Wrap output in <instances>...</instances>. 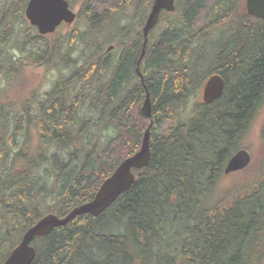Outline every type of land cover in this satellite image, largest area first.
I'll list each match as a JSON object with an SVG mask.
<instances>
[{
    "label": "trees",
    "instance_id": "16d2710c",
    "mask_svg": "<svg viewBox=\"0 0 264 264\" xmlns=\"http://www.w3.org/2000/svg\"><path fill=\"white\" fill-rule=\"evenodd\" d=\"M133 1L141 2L97 0L93 9L104 14ZM28 2L12 0V14L1 16L0 82L12 68L15 73L42 68L53 58L71 72L39 108L25 107L9 139L17 149L24 133L35 130L41 144L54 151L50 157H25L30 167L20 172L0 169V264L43 216L64 218L92 201L103 182L140 150L149 127L141 112L147 92L152 106L148 166L133 171L134 184L99 217L77 216L35 239L32 264H264L263 174L215 198L226 164L244 148L242 141L264 106V21L245 12L244 0H176L165 28L149 39L140 64L142 83L136 71L140 32L137 44L120 47L117 58L101 56L80 67L71 58L79 34L64 53V40L42 47L38 40L44 38L27 29L19 49L36 51L14 61L5 49ZM99 12L89 15L93 25L103 16ZM214 74L225 81L222 97L199 104L186 117V102ZM85 106L93 116L76 124ZM73 145L76 150L68 153ZM10 156L5 150L1 160L15 164L23 154ZM45 164L50 169L39 172ZM47 201L51 207L45 214L40 206ZM165 251L171 260L161 257Z\"/></svg>",
    "mask_w": 264,
    "mask_h": 264
},
{
    "label": "rangeland",
    "instance_id": "374dc122",
    "mask_svg": "<svg viewBox=\"0 0 264 264\" xmlns=\"http://www.w3.org/2000/svg\"><path fill=\"white\" fill-rule=\"evenodd\" d=\"M71 1V0H70ZM12 0H0V19L4 13L12 14L10 10ZM78 12V6L75 8ZM129 15V14H128ZM6 21L10 20L9 15L5 17ZM24 19V21H23ZM23 19L18 20L14 25V36L10 43V46L5 49L7 53L14 61H22L29 56L30 53L35 52L36 48L30 46H25L24 51H20V47L23 43V36L27 29H32L30 35L34 38L40 37L37 29L33 28L27 21L25 14ZM26 22V23H25ZM166 24L164 20L160 23V32L165 28ZM86 24L83 20L78 18L73 26H66L60 28L59 31L54 35H49L43 37L44 39L38 40L39 44L43 47L44 45L56 44V41L71 38L77 31L81 37H85L90 34L85 30ZM41 38V37H40ZM102 43H96L95 45L89 44V42H83L76 45L75 50L71 54V58L76 61V65L84 67L86 64H90L95 61H99L101 56L105 54L106 47H99ZM63 52L66 53L68 44L64 42ZM120 48V47H119ZM104 53V54H103ZM111 55H108L109 59H115L120 53L119 50L111 51ZM63 65V64H62ZM62 65H59L57 58H53L50 65L42 68H23L19 72L15 73L16 68L10 69V74H4L0 82V169L6 168L10 174L14 172H20L22 168L30 167V163L25 157L31 158L32 155H50L53 153V149L43 146L36 134L35 130L31 132H25L24 135L19 139V147L15 149L10 145L9 139L12 132L15 129L16 123L20 118L23 117V111L26 106H30L34 109L39 108L47 97V94L51 92L55 83L62 77V75H69L71 70H65ZM77 89V87H76ZM74 93V91H72ZM203 102L202 100V90L194 95L190 100H188L184 106V114L186 117H191L195 114L198 109V105ZM93 114L90 111H86V106L81 109L79 117L76 124L82 119H90ZM20 119V120H19ZM264 125V106L259 111L257 117L255 118L252 126L250 127L245 139L242 141V145L246 150H248L252 155V161L247 170L238 173L225 176L219 183L216 197L222 194L244 188L247 184H251L260 179V175L264 176V141L262 139V131ZM97 139L101 137L96 135ZM87 143V142H86ZM28 145V146H27ZM76 145H73L68 153L75 151ZM5 150L10 151V158L13 154L21 152L23 154L19 162L12 164L11 160L4 161L1 160L2 155ZM67 153H65L66 155ZM32 168V167H31ZM44 171L46 168L50 169L49 164L41 166L39 172ZM30 169V168H29ZM44 213H48L51 207V202L47 201L45 204L40 206ZM169 258L171 260V252H162L161 257ZM175 259H178L176 256ZM255 262V260H253Z\"/></svg>",
    "mask_w": 264,
    "mask_h": 264
},
{
    "label": "water",
    "instance_id": "95a60500",
    "mask_svg": "<svg viewBox=\"0 0 264 264\" xmlns=\"http://www.w3.org/2000/svg\"><path fill=\"white\" fill-rule=\"evenodd\" d=\"M247 14L253 18L264 20V0H246ZM176 9L175 0H155L149 19L143 28V54L148 43L149 32L156 26L163 11L173 13ZM25 17L32 27L38 29L41 36L53 34L62 22L72 24L76 15L69 9L65 0H29L25 10ZM111 50V49H110ZM140 62L136 71L140 73ZM225 89L224 79L218 75H212L203 89V103L211 105L220 99ZM142 115L149 120L140 150L132 157L126 159L108 178L98 190L95 198L86 204L74 208L66 217L60 218L54 214L45 215L23 236L20 244L10 253L3 264H32L36 258V250L33 246L35 239L49 236L55 229L67 226L77 216L91 215L99 217L109 209L116 200L128 191L135 182L133 171L145 169L151 159V128L152 106L150 95L147 92L141 108ZM251 163V155L246 150L238 151L227 163L224 174L229 175L246 169Z\"/></svg>",
    "mask_w": 264,
    "mask_h": 264
},
{
    "label": "flooded vegetation",
    "instance_id": "af4514ba",
    "mask_svg": "<svg viewBox=\"0 0 264 264\" xmlns=\"http://www.w3.org/2000/svg\"><path fill=\"white\" fill-rule=\"evenodd\" d=\"M96 1L97 0H67L70 10L76 13L77 19H82L84 24H86L85 30H87V33H90L88 34L89 37H87L89 38V44L95 45L96 43H102L100 46L119 50V47L124 48L133 44H137V34L140 32L143 39V48V28L146 25L149 15L152 11L154 0L150 6L148 0H141V2L139 1L138 3L133 1L129 4L127 2L124 3L123 6H119L118 9H112L111 12L106 11L104 14L101 13L104 11L99 12L96 8L93 9L94 3ZM142 5H146V8H143L144 6L142 7ZM77 6L79 10L78 12L75 11ZM91 11H95L97 14L99 12L101 13L100 15H103L97 24L93 25L89 20ZM165 15L168 14L165 12L161 13L159 22L149 32L148 42L150 38H157L160 31V23L163 20L165 21ZM66 26L67 25L63 23L60 28ZM73 37H75V35H73ZM68 42L69 44L75 43V45H77L84 42V40L77 39L72 43L71 38ZM111 54L112 53H107L105 54V57Z\"/></svg>",
    "mask_w": 264,
    "mask_h": 264
},
{
    "label": "bare ground",
    "instance_id": "6f19581e",
    "mask_svg": "<svg viewBox=\"0 0 264 264\" xmlns=\"http://www.w3.org/2000/svg\"><path fill=\"white\" fill-rule=\"evenodd\" d=\"M174 12H175V11H174ZM143 51H144V48H142V52H141V55H140V57H139V60H138V62H137V63H139V62H140V64H141V62H142V60H143V58H144V56H145V54H146V48H145V53H144V56L142 57ZM139 69H140V66H139ZM213 103H214V102H213Z\"/></svg>",
    "mask_w": 264,
    "mask_h": 264
}]
</instances>
